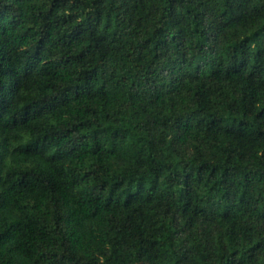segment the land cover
I'll list each match as a JSON object with an SVG mask.
<instances>
[{
  "label": "clouds",
  "instance_id": "obj_1",
  "mask_svg": "<svg viewBox=\"0 0 264 264\" xmlns=\"http://www.w3.org/2000/svg\"><path fill=\"white\" fill-rule=\"evenodd\" d=\"M0 25L28 54L0 264H264V0H0Z\"/></svg>",
  "mask_w": 264,
  "mask_h": 264
},
{
  "label": "trees",
  "instance_id": "obj_2",
  "mask_svg": "<svg viewBox=\"0 0 264 264\" xmlns=\"http://www.w3.org/2000/svg\"><path fill=\"white\" fill-rule=\"evenodd\" d=\"M3 35V26L0 25V36ZM24 40L23 36L13 37L7 45H4L3 41H0V51L5 52V55L0 56V89L5 88L8 85V91L12 92L14 90V86L17 87V91L19 94H23L28 89V80L27 79H19V76L16 75V70L19 67L21 57H25L28 54L19 53L17 55L19 48L18 45L20 42ZM30 55V54H29ZM27 58V57H25ZM18 85H16V80H18ZM9 81L13 82V85L9 84ZM35 85V81H34ZM3 115V109L0 108V116ZM4 118H9L5 116ZM14 123V121H13ZM18 190L13 189V194H17ZM29 230L31 231L32 225L30 224Z\"/></svg>",
  "mask_w": 264,
  "mask_h": 264
}]
</instances>
